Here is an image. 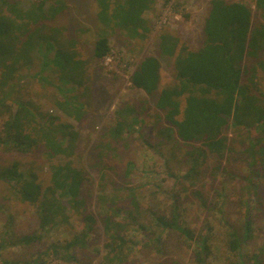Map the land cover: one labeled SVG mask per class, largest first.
Listing matches in <instances>:
<instances>
[{"label": "trees", "instance_id": "16d2710c", "mask_svg": "<svg viewBox=\"0 0 264 264\" xmlns=\"http://www.w3.org/2000/svg\"><path fill=\"white\" fill-rule=\"evenodd\" d=\"M93 1L95 10L92 21L95 29L92 32L97 36L92 57L97 61L110 54L108 36L111 33H124L130 38L143 40L151 31L150 22L143 18V14L153 6L155 0ZM66 6L63 0H39L27 4L21 0H0V147L19 154H31L42 146L51 169L47 185H44L37 174L22 170L20 161L0 164V183L8 186V193H11L8 189L12 190L17 201L34 207L40 232L19 235L3 231L0 250L6 246L32 245L42 241L45 236L49 238L48 235L59 227L72 228L70 216L80 220L81 229H71L68 239L60 241L56 238L49 243L46 239L44 250L38 252L31 261L1 260V264H47L48 257L62 264L71 262L74 260V251L87 246L94 230L96 220L88 213L87 198L82 193V171L73 167L68 160L72 156V147L66 144V140L73 134L60 135L61 129L66 126L56 124L60 120L59 116L41 114L38 110L40 107L31 98L21 95L24 85L18 91H15L18 85H14L16 73L24 66L37 67L40 63L44 75L47 72L46 76L52 77V82L47 84H51L59 95L54 105L62 115L76 121L87 117L82 105L77 104L70 94L74 82L83 84L88 61L75 59L78 54L74 48L61 51L58 47L54 51V35L59 30L48 26L45 33L41 31L44 23L40 27L36 26L41 22H52ZM159 39L162 59L168 62L174 57L173 81L160 88V60L146 56L136 65L129 83L132 88L155 98V109L161 113L156 115L157 121L153 124L154 136L148 134L146 137L147 145L150 148L165 145V141L160 138L168 131L167 127L161 125L165 123L173 131L179 147L190 146L182 157L188 167L186 172L180 178L173 173L169 175L176 178L177 184L185 188L183 190L189 191L187 187H191L190 195L200 199L201 191L193 190L195 178L201 175V167L208 155L222 159L230 151L227 136L229 128L246 136L248 141L244 150L249 153L251 167L264 163V94L256 92L259 89L255 81V65H260L264 70V62L258 60L264 51V0H210L202 21V45L197 50H187L172 32H162ZM75 44L76 41L70 40V47ZM51 64L53 68L49 69ZM245 74H248L246 82L241 81ZM61 82L69 84L63 85ZM129 113H135L129 105L115 111L114 124L104 133L105 139L119 143L125 131L144 122L137 116L128 120ZM98 157L101 158L100 155ZM55 158L65 159V162L55 163ZM131 166L128 163V168ZM250 178L247 184L256 190V180ZM4 192L8 194L6 190ZM257 194L255 191L248 195ZM11 196L8 194V197H4L2 203H9ZM97 201L104 213L102 232L106 237L101 264H121L127 261L134 249L130 246L132 242L121 234L122 223L116 222L114 217L125 209L106 202L104 195L98 196ZM129 201L131 208L125 210L128 219L138 209L134 196ZM200 201L205 206V200ZM225 201H222V205ZM240 204L242 212L239 211L238 215L242 221L239 225L220 219L226 229L223 233L226 250L233 255L231 260L225 259L221 264H264V240L256 247L249 245L257 239V231L264 230L256 227L254 213L255 207L261 212L263 204L249 197ZM181 214L175 199L169 219L152 214L155 220L153 225L162 229L170 228L192 244L195 264H212L210 258L214 248V227L210 222L205 223L202 230L207 229L195 233L180 220ZM10 234L12 241L8 242L4 237Z\"/></svg>", "mask_w": 264, "mask_h": 264}, {"label": "rangeland", "instance_id": "374dc122", "mask_svg": "<svg viewBox=\"0 0 264 264\" xmlns=\"http://www.w3.org/2000/svg\"><path fill=\"white\" fill-rule=\"evenodd\" d=\"M21 1L27 4L30 1L39 0ZM63 1L67 5L63 12L52 22L45 21L36 26L40 27V24L44 23L41 31L45 33H47L48 26L59 30V33L54 35L56 45L54 51H57L58 47L61 51L74 48L78 54L75 59L88 61L85 74H83V84L74 82L70 94L77 104L82 105L87 112V117L76 121L62 115L54 105L55 98L59 95L51 84H47V82H52V77H47V72L44 75L43 67H39L40 63L37 67L24 66L19 73H16L14 79V85H18L15 91L24 85L21 95L31 98L34 104L40 107L37 109L41 114L59 116L60 120L56 124L66 126L61 129L60 135L62 133L73 134L71 135L72 141L71 137L68 139L69 136L66 140V144L72 147V156L68 160L72 162L73 167L82 171V193L87 198L88 213L96 220L87 246L75 250L74 260L63 264L102 263V257L105 254L103 244L106 242V237L102 232L104 213L102 214V207L99 208L97 201V197L101 195H104L106 202L114 203L113 206L125 210L131 208L129 199L132 196L138 203L137 212L134 211L130 219L125 210L114 216L116 222L122 223L123 232L121 234L132 242L130 246L134 248L127 261L121 264L155 262L195 264L192 244L190 245L178 232L170 228L162 229L156 227V224L153 225L155 220L152 219V214L169 219L175 199L178 201V212L182 213L180 220H183L189 229L195 233L204 232L207 228L203 230L202 228L205 227V223L209 222L214 227L211 263L221 264L225 259L231 260L233 255L226 250L223 235L226 229L220 219L239 225L242 221L238 215L239 211L242 212L240 202L246 197L258 201L264 207V163L251 167L249 153L244 150L248 141L246 136L229 128L227 136L230 140V151L222 159L208 155L205 164L201 167V175L195 178L193 188V190L201 191L200 199L197 196H191V187L186 186L189 191L183 190L185 188L177 184L176 178L169 175L173 173L180 178L186 172L188 167L182 161V157L184 151L190 146L179 147L173 131L169 130L165 123L161 125L167 127L168 131L165 136L160 137L163 142L165 141V145L154 148L147 145L146 137L148 134L154 136L153 124L157 121L156 115H161V113L155 109V98L132 88L129 83V78L136 65L146 56H154L160 60V88L166 87L173 81L174 57H171L168 62L167 59H162L159 35L162 32H172L187 50L200 48L202 21L209 8L210 0H155L153 6L143 14V18L148 20L151 26L147 37L141 40L130 38L124 33H111L108 36L110 54L98 61L92 57L94 39L97 36L95 32H92L95 29L92 21L95 10L94 1ZM255 18L258 20L256 16ZM85 29L91 31H85ZM79 32L81 34L78 37ZM70 40L76 41L75 46L70 47ZM259 59L264 62V51L260 53ZM255 67V81L259 89L256 92L264 94V70L260 65H255ZM52 68L51 64L49 69ZM243 76L241 81L246 82L248 74ZM68 84L69 82L63 85ZM262 99L264 100V96ZM128 105L135 110L137 115L129 113L127 119L137 116L144 122L135 125L130 131H125L119 143L105 139L104 133L114 124L115 111L119 107ZM242 142L245 144L242 145ZM15 160L21 162L22 170L34 172L44 185H47L51 169L49 162L45 159L42 146L31 154H19L0 147V164ZM54 162L63 163L65 159L55 158ZM128 163L132 164L131 168H128ZM248 177L256 180L254 183H257L259 190L258 188L252 190L247 184ZM7 187L6 184L0 183V242L3 231L15 232L19 235L40 233L34 207L17 201L12 190L8 189L12 194L7 192ZM4 190L12 195L11 200H8L9 203H2L3 198L8 197ZM255 191L257 195H248ZM201 199L205 200V206L201 205ZM224 199L226 201L222 205ZM206 200L211 202H206ZM256 209L255 207L256 227L264 229V209H261V212ZM70 218L72 228L59 227L57 231L48 235L49 238L45 236L42 241L29 246L4 247L0 250V262L1 260L31 261L38 252L44 250L47 245L45 244L46 239L48 243L54 242L56 238L60 241L68 239L72 233L71 229H81L80 220L74 216ZM208 218H210L209 221ZM8 219L9 224H7ZM144 227L148 229L145 230ZM257 233H259L257 239L249 244L251 247H256L261 244L260 241L264 240V230L257 231ZM10 237L11 234L4 239L11 242ZM48 259L47 264H62L52 260L51 257Z\"/></svg>", "mask_w": 264, "mask_h": 264}]
</instances>
